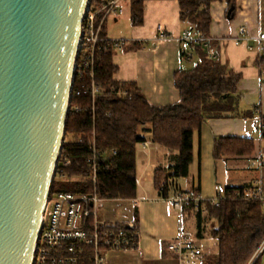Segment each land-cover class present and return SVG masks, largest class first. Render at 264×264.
I'll return each mask as SVG.
<instances>
[{
	"label": "trees",
	"instance_id": "1",
	"mask_svg": "<svg viewBox=\"0 0 264 264\" xmlns=\"http://www.w3.org/2000/svg\"><path fill=\"white\" fill-rule=\"evenodd\" d=\"M226 2L236 15L238 0H179L180 19L190 27L191 35L210 37L212 16L210 7L215 2ZM101 0H92L98 9ZM132 23H143V1L133 0ZM101 16V15H100ZM99 16V18H100ZM105 26L102 36L106 37ZM198 62L188 71L175 74V86L181 101L173 106L151 105L135 84H120L113 80L118 67L114 65L116 52L110 47L107 52H96L94 79L90 72L78 71L71 110L67 120L66 140L63 145L57 178L63 171L68 179L55 183L53 191L88 197L96 188L105 199L134 200L138 193L136 147L146 142L144 135L151 134L152 142L169 151L179 153V163L171 173L157 171L155 188L163 199H170L171 180L188 178L194 162V138L201 133L210 119L234 117L241 97L238 87L241 75L235 73L218 59H210L203 43H189ZM185 60L190 55L183 54ZM259 65L264 67V57ZM93 81L100 92L95 100L91 94ZM253 116L252 112L243 114ZM263 125L264 137V119ZM96 143L99 154L96 186L91 180L87 164L90 144ZM255 151L253 139L217 138L214 157L247 156ZM63 158L71 162L64 168ZM200 164V153H198ZM200 172V166H199ZM245 188L228 187L218 197V205L205 201L204 208L216 221L211 237L219 244V253L208 256L203 264H264V205L260 201L244 200L237 196ZM197 190H191L199 194ZM200 195V194H199ZM193 203L187 204L181 214L191 217L195 212ZM202 211L197 212L199 233L202 228ZM138 230V216L135 217Z\"/></svg>",
	"mask_w": 264,
	"mask_h": 264
},
{
	"label": "crops",
	"instance_id": "2",
	"mask_svg": "<svg viewBox=\"0 0 264 264\" xmlns=\"http://www.w3.org/2000/svg\"><path fill=\"white\" fill-rule=\"evenodd\" d=\"M132 1L122 0L123 13L110 16L105 24L106 38L123 43L122 49L116 50L113 57L114 65L118 67L113 80L120 84H135L153 106H173L181 101L175 86V74L191 70L198 62L190 42H183V36L190 33V27L180 19L179 0H141L143 23L135 26L132 23ZM227 9L225 1L215 2L210 7L209 48L222 64L241 75L238 111L234 117L210 119L203 125L199 138L197 135L194 138L195 158L190 176L170 181V198L178 191L199 188L201 200L211 201L222 196L228 187L264 186L261 124L264 119V82L261 79L264 67L259 65L264 55L258 52V37L264 34V0H238L232 20L227 18ZM241 27L247 29L248 41L237 45ZM183 54L190 55L191 60L186 61ZM246 112H252L253 116L245 117L243 114ZM144 137L146 142L136 147L137 198L118 200L107 215L110 221L124 224H135V217L138 216V248L131 253L111 255L110 260L113 264H178L176 256L167 250L166 245L180 236H186L203 253L193 264H202L203 257L219 253V244L212 237L214 241L208 249L200 246L207 233L204 228L206 211L201 214L202 228L199 233L194 214L191 217L188 214L182 216L169 199L159 196L155 188L156 172L171 173L179 163V153L154 144L151 134ZM224 137L253 139L255 151L247 156L217 159L214 157L215 140ZM259 163L263 165L260 167ZM127 208L131 213L129 219L121 217ZM185 218L190 225L195 220L196 232L185 230ZM213 223L215 227L216 221ZM209 233L211 235V231Z\"/></svg>",
	"mask_w": 264,
	"mask_h": 264
},
{
	"label": "water",
	"instance_id": "3",
	"mask_svg": "<svg viewBox=\"0 0 264 264\" xmlns=\"http://www.w3.org/2000/svg\"><path fill=\"white\" fill-rule=\"evenodd\" d=\"M91 3L0 0V264L34 262Z\"/></svg>",
	"mask_w": 264,
	"mask_h": 264
},
{
	"label": "built area",
	"instance_id": "4",
	"mask_svg": "<svg viewBox=\"0 0 264 264\" xmlns=\"http://www.w3.org/2000/svg\"><path fill=\"white\" fill-rule=\"evenodd\" d=\"M121 3L122 0H101L98 9L92 7L91 3L82 27L76 76L78 71H89L91 78L94 79L96 52L98 50L107 52L110 47L114 50L122 49L123 43L102 36L107 19L123 13ZM246 36L247 29L241 27L236 44L246 43L248 41ZM209 41L202 39L200 34L194 37H190L189 34L183 36V42L203 43L209 58L215 60L217 57L210 50ZM258 41L259 55H264V34L258 37ZM261 79L264 82V72ZM99 92L97 84L93 81L91 94L94 100ZM90 152L87 164L91 171V180L96 186L99 154L94 141L90 144ZM61 159L62 155L60 161ZM61 163L64 168L71 166V162L66 158H63ZM258 165L261 167L263 164ZM61 173L57 178L56 172L54 184L67 181V175L63 171ZM53 187L44 210L33 264H113L110 260L111 255L127 254L137 250L139 232L136 225L114 222L107 218L109 209L118 200L101 198L96 188L93 194L83 197L56 192L53 191ZM237 196L244 200L260 201L264 205V186L256 184L254 187L245 188ZM169 200L178 212H182L189 203L195 205L196 212L206 211L203 204L205 201L192 191H178ZM210 203L212 206H217L218 198L211 200ZM166 248L176 256L178 264H193L203 255L195 243L186 236H180L169 242ZM263 250L264 245L261 251Z\"/></svg>",
	"mask_w": 264,
	"mask_h": 264
},
{
	"label": "rangeland",
	"instance_id": "5",
	"mask_svg": "<svg viewBox=\"0 0 264 264\" xmlns=\"http://www.w3.org/2000/svg\"><path fill=\"white\" fill-rule=\"evenodd\" d=\"M65 140H66V138H65ZM131 213H130V211H129V208H127L122 214H121V217L122 218H127V219H129V217L131 216L130 215ZM194 215L195 216H197V212L195 211L194 212ZM204 215H205V220H206V223L204 224V228H205V230H206V236H205V238H204V240L203 241H201L200 242V246L203 248V249H208V247L210 246V243L211 242H213L214 240L211 238V235H210V233H209V231H212L213 229H214V226H213V221H212V219H210V217L208 216V213L207 212H205L204 213ZM100 218H101V216H100ZM192 220V219H191ZM195 220L194 221H192V224L190 225L189 224V220L187 219V218H185V230L187 231V232H191V231H193V232H196V226H195ZM195 239H197L196 237H195ZM209 256H212V255H209ZM208 256H205V257H203V260L205 259V258H207ZM203 260H202V264H203Z\"/></svg>",
	"mask_w": 264,
	"mask_h": 264
}]
</instances>
